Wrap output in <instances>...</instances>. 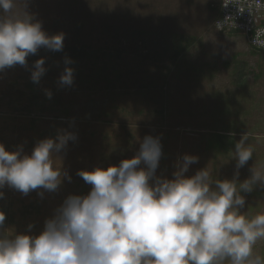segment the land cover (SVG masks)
Wrapping results in <instances>:
<instances>
[{"label":"rangeland","instance_id":"1","mask_svg":"<svg viewBox=\"0 0 264 264\" xmlns=\"http://www.w3.org/2000/svg\"><path fill=\"white\" fill-rule=\"evenodd\" d=\"M218 1L29 0L46 33H63V49L41 48L26 66L0 71V143L30 153L58 132L76 139L56 160L71 177L56 192L25 195L4 187L5 230L38 234L68 195L90 191L79 170L119 164L146 135L162 144L159 176L171 178L188 153L199 160L186 175L206 167L213 180L232 179L241 140L253 151L239 169L244 179L251 168L264 172V50L214 28ZM40 57L47 70L37 83L31 71ZM65 58L71 86L59 83ZM218 133L226 134V146L217 143ZM244 195L247 206L264 204L257 193Z\"/></svg>","mask_w":264,"mask_h":264},{"label":"clouds","instance_id":"2","mask_svg":"<svg viewBox=\"0 0 264 264\" xmlns=\"http://www.w3.org/2000/svg\"><path fill=\"white\" fill-rule=\"evenodd\" d=\"M28 3L0 0V71L26 66L41 48L63 49V33H46ZM252 43L264 48V29ZM65 65L59 83L71 86L69 58ZM46 70L40 57L31 79L38 83ZM75 139L72 132H58L39 140L30 153L22 145L9 150L0 143V199L5 186L25 195L56 192L71 179L56 160ZM162 155L160 138L146 135L138 151L119 164L79 170L90 191L68 195L38 234L9 233L0 211V264H264V255L255 251L264 241V213L243 212L244 193L264 186V172L251 168L239 180V169L253 156L246 141L235 145L232 179L213 180L206 167L186 175L199 160L188 153L177 160L171 178L159 176Z\"/></svg>","mask_w":264,"mask_h":264},{"label":"built area","instance_id":"3","mask_svg":"<svg viewBox=\"0 0 264 264\" xmlns=\"http://www.w3.org/2000/svg\"><path fill=\"white\" fill-rule=\"evenodd\" d=\"M214 28L220 32L241 35L248 46L263 51L252 43L257 30L264 29V0H219Z\"/></svg>","mask_w":264,"mask_h":264},{"label":"trees","instance_id":"4","mask_svg":"<svg viewBox=\"0 0 264 264\" xmlns=\"http://www.w3.org/2000/svg\"><path fill=\"white\" fill-rule=\"evenodd\" d=\"M214 9H215L214 11H216V6H215ZM235 34H237V33H235ZM71 50H73V49H71ZM242 79H243V75L242 74H238V77H237V80L239 81L238 83H240L242 81ZM225 135L226 134H223V133L216 134V141L221 146H226L227 145V143L223 139V138H225ZM239 180L240 181L244 180L243 173H241V172H239ZM256 188L258 189L257 191H256ZM256 193L261 198L264 197V186L257 185L256 187H254L252 192H249V196L255 195ZM255 203H256V206H247V205H245V208L243 209L244 214L248 215L249 217H252V216H255V215L260 213L259 210H254L253 208H257V209L259 208V209H261V211L264 212V204L261 201H255ZM261 242H262V244H261L262 245V247H261V255H264V241H261ZM258 245L259 244L257 243V245L255 247H257Z\"/></svg>","mask_w":264,"mask_h":264}]
</instances>
